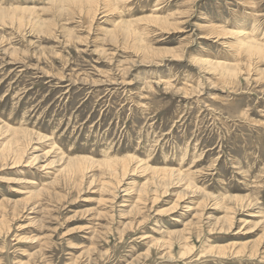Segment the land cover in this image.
Segmentation results:
<instances>
[{
	"label": "rangeland",
	"instance_id": "1",
	"mask_svg": "<svg viewBox=\"0 0 264 264\" xmlns=\"http://www.w3.org/2000/svg\"><path fill=\"white\" fill-rule=\"evenodd\" d=\"M0 264H264V0H0Z\"/></svg>",
	"mask_w": 264,
	"mask_h": 264
},
{
	"label": "bare ground",
	"instance_id": "2",
	"mask_svg": "<svg viewBox=\"0 0 264 264\" xmlns=\"http://www.w3.org/2000/svg\"><path fill=\"white\" fill-rule=\"evenodd\" d=\"M89 1V0H88ZM96 2V1H95ZM96 7V6H95ZM240 29V28H239ZM134 30V29H133ZM238 33L236 34L237 36H235V45H237L238 47L241 48H245L247 50H255V49H261V45L258 43V41L255 40V38H253L250 34V32L248 30H239L237 31ZM227 34V33H226ZM231 35V34H230ZM240 48V49H241ZM223 66V65H222ZM219 68V67H218ZM224 68V67H223ZM108 163V162H107ZM163 171V170H161ZM171 171V170H170ZM167 170V172H170ZM162 174V173H160ZM166 175V174H165ZM170 175V174H169ZM153 180V179H152ZM226 199V198H225Z\"/></svg>",
	"mask_w": 264,
	"mask_h": 264
}]
</instances>
